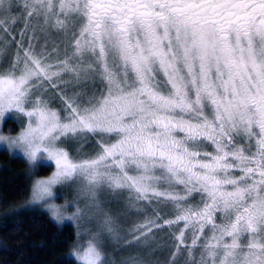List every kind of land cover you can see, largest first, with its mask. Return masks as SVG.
Returning a JSON list of instances; mask_svg holds the SVG:
<instances>
[{
	"label": "snow or ice",
	"instance_id": "6c2138e0",
	"mask_svg": "<svg viewBox=\"0 0 264 264\" xmlns=\"http://www.w3.org/2000/svg\"><path fill=\"white\" fill-rule=\"evenodd\" d=\"M0 43L15 49L0 115L25 114L21 140L55 161L32 195L75 181L101 216L80 264H108L102 237L122 239L104 190L127 191L137 213L157 205L124 247L182 223L171 264H264V0H0ZM89 135L94 156L61 146ZM166 210L175 219L157 223Z\"/></svg>",
	"mask_w": 264,
	"mask_h": 264
},
{
	"label": "rangeland",
	"instance_id": "374dc122",
	"mask_svg": "<svg viewBox=\"0 0 264 264\" xmlns=\"http://www.w3.org/2000/svg\"><path fill=\"white\" fill-rule=\"evenodd\" d=\"M17 27H22V25H18ZM53 38L59 39L60 35L58 33H54ZM14 58V47H9L0 43V74H6L11 70V64ZM64 79L69 80L73 79V77L65 76ZM87 91V86L73 88L69 85L67 87L68 97H71L73 93H84ZM43 98L49 100L50 107L59 110L63 115L62 101L59 95L49 89L48 93ZM9 117H14L18 121L17 130H14L11 127L12 132H16L19 128L22 129L27 125L28 117L23 113H16V110L12 109L5 112L3 117V128L5 121ZM99 140V136L89 135L86 140L79 138L75 140L69 139L64 141L61 146L65 147L66 150L77 158H86L87 156H94L96 154L98 151L97 142ZM2 148L7 149L6 147L0 145V149ZM14 155L24 158L18 151L15 152ZM44 155L45 154L42 152L41 156L43 157ZM39 165H43L46 169L49 168L48 171L45 174H39L38 171H30L29 166L26 169V175L30 179V191L26 200V205L22 206L24 209L37 207L44 210L45 208L43 203L30 204L28 202L32 191V182L34 177L44 176L51 172L55 167L51 161L45 159H41L39 161ZM128 197L129 193L127 191L114 194L104 190L99 194L103 211L109 212L114 218L119 227V235L122 238L117 240L116 238H110L107 235L102 237L104 240L103 251L106 254L108 264H125V261L129 256H135L141 264H171V254L175 251L174 247H172L173 237L174 235L179 234L178 229L183 227V224L173 225L172 227L165 225L160 231L155 232L146 244L142 246L124 247L123 239H132V237L127 234V230L137 223H143L145 218L154 219L155 216L152 209L157 207L155 203L149 206L146 202L140 201L135 204V207L144 208L145 211L143 213H137L135 208L131 206ZM56 200H63L67 203L66 211L72 214V217L73 213L77 211V207L83 209L82 215L75 216L71 220H68L76 228L77 240L73 245L72 253L77 258L78 243L86 245L91 232L99 231V220L101 219V216L97 215L93 219H89L90 215L96 212V209L87 207L88 200L83 194L82 185L78 182H68L56 188ZM166 212L167 210L165 212H161V219H158L157 223L163 225L166 220L175 219L174 214H166ZM187 243H190V241H187ZM194 258L197 260L199 259L198 252L194 253ZM177 264H186V256H180L177 260Z\"/></svg>",
	"mask_w": 264,
	"mask_h": 264
},
{
	"label": "trees",
	"instance_id": "16d2710c",
	"mask_svg": "<svg viewBox=\"0 0 264 264\" xmlns=\"http://www.w3.org/2000/svg\"><path fill=\"white\" fill-rule=\"evenodd\" d=\"M17 119L9 117L5 130H17ZM25 158L0 149V264H80L73 255L75 226H62L41 208H22L30 191ZM49 169V168H48ZM48 169L38 166V173Z\"/></svg>",
	"mask_w": 264,
	"mask_h": 264
},
{
	"label": "clouds",
	"instance_id": "9594fccd",
	"mask_svg": "<svg viewBox=\"0 0 264 264\" xmlns=\"http://www.w3.org/2000/svg\"><path fill=\"white\" fill-rule=\"evenodd\" d=\"M3 115H0V145L6 147L9 150L10 154H14L15 152H20L23 157L25 158L26 163L29 166L30 171L35 172L38 169L39 161L41 159L49 160L55 165V161L52 160L47 156V153L43 151L36 152L35 156L32 155V148L31 146L24 140H21V129L19 128L18 131L12 132L11 129L5 130L3 128ZM45 155L42 157L41 153ZM55 167L49 173L44 176H37L34 177L32 182V190L35 188L37 182L42 180H47L53 176L55 172ZM63 182H57L55 184H50V194L47 195L43 200H36L35 197L31 195L29 197L30 204H41L45 205L44 210L47 211L50 215V218L53 219L58 226H62L64 222L72 219V214L66 211L67 203L63 200L57 201L56 200V188L60 187Z\"/></svg>",
	"mask_w": 264,
	"mask_h": 264
}]
</instances>
